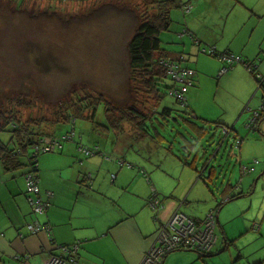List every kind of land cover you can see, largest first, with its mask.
<instances>
[{
    "label": "crops",
    "instance_id": "0c3cea01",
    "mask_svg": "<svg viewBox=\"0 0 264 264\" xmlns=\"http://www.w3.org/2000/svg\"><path fill=\"white\" fill-rule=\"evenodd\" d=\"M176 3L178 6L173 10L179 17L175 16V20H183L185 16H180L181 12L187 14L195 7L201 8L198 10L201 13L205 8L208 14V23L204 20L205 29L208 30L209 24L213 28L208 44L219 53L230 52L246 63H254L255 73L264 76V0H218L215 6L208 0L205 3L176 0ZM184 6L189 10H184ZM213 13L216 16L211 20ZM191 34L182 28L176 37L190 39L194 45H190L188 51L199 55L201 48L206 46L201 47V41ZM186 40L181 44H187ZM201 65L217 73L219 84L215 85V90L218 93L234 94L236 89L237 104L230 107L215 102L208 108L200 107L197 98L205 76L193 68L196 86L188 88L186 105L181 107L191 120L213 125L227 137L236 128L244 104H249L257 95L252 92L256 86L255 77L243 63L232 65L222 75L218 72L225 64L218 58ZM247 81L251 84H246ZM261 94L260 100L264 92ZM260 100L253 104L249 113L259 108ZM244 122L242 127L236 128L235 134L232 133L230 145L234 147L236 141L240 142V178L226 185L215 179L217 169L212 165L223 140L211 155L207 154L208 146H213V136L201 152L195 150L193 153V145L188 143L183 148L185 161H177L168 151L164 157L160 153H148L147 164L137 158L132 161L133 157H123L125 151L119 147L127 150L136 147L125 131L118 138L100 134L106 136L105 149L113 148L118 152L115 157L114 152L110 155L105 150L96 155H84L80 148L88 145L81 143L71 151L69 147H62V140L60 147L50 151L55 153L53 163L47 165L52 160L42 159L40 177L37 160L40 194L49 202V207L44 214L36 215L28 202L25 181L28 167L22 163L6 170L0 163V264H43L49 254H60V246L74 244H78L74 255L76 264H140L155 244L160 225L175 211L191 218H203L207 212H214L217 243L208 256L223 253L224 264H264V111L257 127L254 130L246 128V134H243ZM226 124H232L233 128L224 132ZM191 130L197 133L199 142L208 134L198 126H192ZM158 143L161 140L158 139ZM59 150L62 151L58 157L60 166L56 164ZM77 153L80 155L76 156ZM141 155L145 154L141 151ZM253 159L258 163H252ZM242 165L251 168V172L242 174ZM41 177L45 178L44 182ZM152 194L156 195L158 205L154 210L148 205ZM33 221L49 224L50 235L43 231L29 234L26 225ZM167 259L168 255L163 264H167Z\"/></svg>",
    "mask_w": 264,
    "mask_h": 264
},
{
    "label": "rangeland",
    "instance_id": "374dc122",
    "mask_svg": "<svg viewBox=\"0 0 264 264\" xmlns=\"http://www.w3.org/2000/svg\"><path fill=\"white\" fill-rule=\"evenodd\" d=\"M199 1L205 3V0ZM208 2L215 6L218 0ZM199 9L194 7L191 13L187 14L181 12L180 16L184 15L186 20L183 16V20L177 19L179 14L176 10L172 11L171 26L159 37L161 48L166 57L181 62L183 66L195 68L205 76L201 81V93L197 98L200 107L208 108L215 102L235 106L238 101L236 89L234 94L218 93L215 90V85L219 84L217 73L201 65L202 62L212 61L217 57L202 52L203 48L212 47L208 40L213 28L209 24L208 30L205 29L208 14L205 13V8L201 13L198 12ZM143 11L141 0H0V109H3L7 116L9 115L7 112H10L21 121L28 120L26 124L33 127L35 132H39L38 129L41 128L46 134L62 138V147L65 149L69 147L71 151L76 150L77 144L81 143L88 147L97 146L100 151L105 150L110 154L114 150L105 149L107 139L105 135L100 134L118 138V135L126 132L136 147L134 150H127L126 147L118 145L119 150L125 151L123 157L128 159L133 157L132 161L137 158L143 164H147L148 153H160L164 157L168 151L176 156L177 161H185L186 153L183 148L188 143L193 145V153L195 150L201 152L213 136V146L210 144L207 148L208 155H211L223 140L220 152L212 163L217 169L215 179L224 185L238 182L239 149L236 145L234 147L237 149L230 146L233 141L232 133L235 134L236 128L242 127L244 121V127L248 123L251 116L248 111L252 110L256 101L259 102L261 92H264V79L257 84L252 76L256 84L252 92H256L257 95L248 102L249 104H244L243 113L239 121H236V128L227 137L216 131L213 125L188 118L185 109L169 95V90H164L160 106L170 108L176 116H172L169 131L161 132L158 122L155 121L160 116L156 114L154 123L152 125L147 123L148 132L145 133L150 135L143 138L137 137L140 132L131 130L128 123L111 128L109 120L104 116L103 101L96 104L92 119L81 117L78 108L74 110L75 104L86 97L88 100L102 98L120 108L130 106L140 108L139 102L141 103L145 97L140 91L137 92L130 81L127 42L139 25ZM215 16L216 13H213L211 20ZM182 28L188 29L195 39H199L201 47L206 46L201 48L199 55L188 51L190 45H194L190 39L187 41V38L176 37ZM182 40H186L187 44H181ZM166 83L174 85L169 79ZM246 84H251V81H247ZM263 97L264 95L262 99ZM80 104L85 105L83 101ZM152 105V100L151 103H146L148 107ZM158 110L159 108L157 112ZM65 113L70 116L68 122L56 123L59 115L62 117ZM89 113V110L86 111V115ZM247 114L250 115L245 120ZM159 121L165 123L163 119ZM186 121L207 130L205 140L199 142L197 133L191 130L192 126ZM225 126L228 131L233 128L232 124ZM247 129L246 127L243 129V134L247 133ZM154 131L163 136L160 144ZM243 134L241 135L244 136ZM257 135L261 136L258 133ZM11 136L9 131L0 132V142L12 147V143L9 144ZM66 136L70 137L69 140ZM138 147L145 155H141L140 150L137 154ZM56 153L58 160L56 164L60 166L59 158L62 151ZM79 155L77 153L76 156ZM117 155L118 152H114L113 156ZM38 157L40 177L42 159L52 160L55 153L47 152ZM53 161H49L47 165ZM41 180L44 182L45 178L41 177ZM222 254L208 256L194 251H174L168 254L167 264H224Z\"/></svg>",
    "mask_w": 264,
    "mask_h": 264
},
{
    "label": "trees",
    "instance_id": "16d2710c",
    "mask_svg": "<svg viewBox=\"0 0 264 264\" xmlns=\"http://www.w3.org/2000/svg\"><path fill=\"white\" fill-rule=\"evenodd\" d=\"M141 2L144 11L141 14L140 23L127 42L130 81L137 92L140 91L143 97H145L141 103L139 102L140 105L138 104L140 108L135 106L120 108L113 106L111 102L102 98L88 100V97H86L83 100L80 99L76 103L78 105L75 104L74 110L78 108L81 117L92 119L96 104H100L103 101L104 116L109 120L111 128L128 123L131 125V130L137 133L140 132L137 137L143 138L150 135L145 133L148 132L147 123L152 125L156 114L160 116L155 121L158 122L162 133L169 131L172 116H175L170 108H160L164 97V90H169L171 86L166 83L169 78L166 68L161 63L163 59L169 58L166 57L161 48L159 37L162 32L168 31L170 28L172 10L176 9L178 4L176 0H141ZM179 64L181 65V62ZM16 100L19 101V99ZM151 100L152 107L146 106V103H151ZM82 101L85 103L84 106L80 104ZM88 110L90 113L86 115V111ZM3 114V109H0V132L9 131L11 133L12 136L9 144L12 143V147L0 142V163L2 168L6 170L15 169L24 163L28 167V171H37V164H34L33 160L37 159L38 156L30 157V149L42 137H50L51 135L41 131V128L38 129L39 132H35L33 127H29L26 124L28 120L25 122L21 121L14 113L7 112L8 116ZM69 118L70 116L65 113L62 117L59 115L55 122L66 123ZM159 119L165 120V123H160ZM186 122L190 126H198L191 121ZM199 129L205 130L203 127H199ZM153 133L158 135L159 140L163 139V136L158 131H154ZM92 148H95L93 155L101 153L97 146Z\"/></svg>",
    "mask_w": 264,
    "mask_h": 264
},
{
    "label": "built area",
    "instance_id": "2783aa9c",
    "mask_svg": "<svg viewBox=\"0 0 264 264\" xmlns=\"http://www.w3.org/2000/svg\"><path fill=\"white\" fill-rule=\"evenodd\" d=\"M184 10L188 11L189 7L184 6ZM202 52L217 57L225 64V66L218 72V75L227 72L234 63H243L253 74L258 83L264 79L263 75L255 73L254 63H246L239 56H235L230 52L219 53L216 51L215 47L203 48ZM161 63L167 70L169 80L174 83L169 89V95L175 98L176 102L182 107H185L187 90L194 84V70L182 66L171 59H163ZM263 111L264 101L260 102L258 109L251 111V116L246 124V128L254 130L257 127V122ZM223 130L224 132L228 131L227 128H223ZM69 138L70 137L66 136V139ZM61 139L53 138L51 136L42 137L37 144L31 147L29 152L30 157H37L40 153L50 152L55 148L60 147ZM239 143V140L236 141V147L239 146ZM80 151L88 156L94 154L95 148L81 147ZM33 163L37 164V159L33 160ZM252 163H258V160L253 159ZM37 171H27L25 174V181L26 190L29 194L28 202L32 208V212L36 215H41L48 209L49 202L41 197L38 176L36 173ZM241 172L242 174H247L251 172V168L247 165H242ZM46 195L51 196L52 193L46 192ZM155 198V194H152L148 198V205L153 210L158 206L157 199ZM226 200H228V198L224 201ZM26 230L31 235L42 231L50 235L51 227L49 224H41L37 221H33L26 225ZM216 243V215L213 211L207 212L203 218H191L182 212L175 211L168 220L160 225L155 244L146 252L140 264H163L164 259L168 254L180 250L210 254L216 246ZM77 249L78 244L60 246V254H49L43 261V264H76L74 255Z\"/></svg>",
    "mask_w": 264,
    "mask_h": 264
},
{
    "label": "water",
    "instance_id": "95a60500",
    "mask_svg": "<svg viewBox=\"0 0 264 264\" xmlns=\"http://www.w3.org/2000/svg\"><path fill=\"white\" fill-rule=\"evenodd\" d=\"M262 101H264V97H263Z\"/></svg>",
    "mask_w": 264,
    "mask_h": 264
}]
</instances>
